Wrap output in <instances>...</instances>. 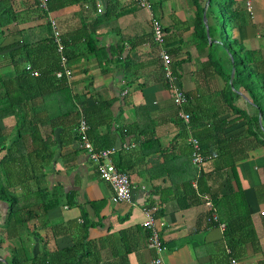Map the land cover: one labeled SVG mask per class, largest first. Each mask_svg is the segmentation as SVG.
<instances>
[{
	"label": "crops",
	"instance_id": "0c3cea01",
	"mask_svg": "<svg viewBox=\"0 0 264 264\" xmlns=\"http://www.w3.org/2000/svg\"><path fill=\"white\" fill-rule=\"evenodd\" d=\"M52 1L56 5L59 0ZM149 1L164 33L161 48L168 53L172 73L187 96L182 108L189 113L188 126L176 116L163 82L160 47L151 38L147 13L133 0H72L47 13L34 0H0V77L14 74L9 51L17 47L15 42L21 45V39L26 52L14 57L18 69H26L30 62L40 68L50 63L47 17L55 20L61 39L73 52L67 63L72 73L64 80L68 93L51 94L44 110L20 107L25 121H34L51 144L44 152L49 156L34 159V166L35 173L42 174L38 182L57 205L42 212L41 201L22 199L18 205L31 208L8 214V201L0 199V264H29L31 257L43 253L64 264L73 260V251L56 252L74 242L87 243L81 264H152L156 253L146 246L142 227L143 210L150 207H154V225L164 246L163 264H231L230 258L234 264H264V146L260 135L251 133L256 129L250 117L257 114L255 125L260 126V113L247 85L255 78L245 71L236 77L235 68L241 65L233 64L241 54L238 46L257 49L264 59V0H248L250 15L247 0H235L236 8L247 16L244 24L229 28V37L218 32L220 25L225 33V25L208 11L210 0ZM200 7L201 17L205 14L204 47L197 44L193 30ZM85 34H91L97 46L89 54L83 51L81 36ZM211 44L216 50L209 59ZM228 65L227 83L231 94L237 95L233 106L241 113L222 98ZM35 92L36 88L29 91ZM70 105L77 116L79 111L84 116L82 108H86L92 123L87 137L95 148H115L111 160L128 175L129 202L110 201V186L98 178L77 146V116L60 115ZM16 123L12 115L0 118V147L9 142ZM189 134L198 139L203 155L196 170L189 160ZM29 141L25 136L28 149ZM3 153L0 149V157ZM36 183L24 181L10 191L20 195ZM238 186L256 242L235 245L231 256L225 250L223 228L209 218L214 212L220 221L217 213L228 206L225 196ZM213 199L220 200L218 208Z\"/></svg>",
	"mask_w": 264,
	"mask_h": 264
},
{
	"label": "trees",
	"instance_id": "16d2710c",
	"mask_svg": "<svg viewBox=\"0 0 264 264\" xmlns=\"http://www.w3.org/2000/svg\"><path fill=\"white\" fill-rule=\"evenodd\" d=\"M71 1L72 0H59L55 5L54 1L48 0L47 9L56 8ZM210 1L215 2L220 12L225 15L229 28L239 24H244L246 22L247 15L243 10H238L236 8L235 0ZM201 11L202 8L200 7V9L197 10L194 18L193 30L195 36L198 38L197 44L204 47L207 45V40L204 34V25L201 20ZM81 39L84 43L83 51L85 54H89L90 52L97 50V46L91 34L82 35ZM21 41V45H18L17 42H15L17 47H13L9 51V56L12 59V63L14 65V74L9 78L0 77V118L12 115L17 122L14 133L9 139V142L6 145H2L0 147V149H4V153L0 157V199L8 201V214H16V212H19L21 209L31 208L29 206L22 207L18 205V201L22 199H29L32 201L31 203H33L35 200L41 201L40 208L42 212H45L47 209L57 205V200L53 197H50L47 194V190L40 185V182H38L42 174L38 172V174H36L34 166V159L43 161V159L49 156V153L45 155L44 152L51 144L48 143L45 140V136H42V134L39 132L37 126L34 125V121L30 119L25 121L23 112H20V107L28 106L33 111L44 110V101L50 97L51 94L60 91H65L68 93L64 79H57L53 76V71L58 68V61L52 44L51 34L49 35L48 40V44L50 43L49 55L51 60L49 64H45L41 68L31 64V59L28 58L29 54H26L28 55L26 56V60H29L30 62L27 65V69H18L16 67L15 62H13L14 57L21 51L24 53L26 52L24 47L25 42H23V39H21ZM62 43L65 55L67 57V63L69 64L73 52L68 46V42L64 37H62ZM92 48L93 51H91ZM213 49L216 50V48L211 44L209 46V51L207 52V58H211V51ZM237 51L241 54L239 55L238 60L233 61V64L234 67H237V64L239 63L241 68H235L236 77H238V74H240L242 71H245L246 75H252L255 78V83H257L258 88L262 92L260 96L262 100H258V103L256 104V112L260 113L261 124L260 126L255 125L257 114L250 117V121L252 120V128L256 129L255 133L252 131L251 133L253 135H260V143H262L264 146V136H262L260 133L262 132L264 135V112L261 109L262 103L260 102L264 101V59L261 57L257 49H245L242 46H238ZM211 61L217 65L216 61L212 59ZM32 72H34V74H31ZM229 72L230 65L225 67V71L223 72L226 84L222 90V98L224 102L229 104L233 110H235L237 113H241L240 110L237 111L233 106L232 100L237 98V95H233L230 92V85L227 83ZM34 88H36V91L38 92L32 94L29 93V91ZM225 93L228 94V96H226ZM98 102L102 104L107 103L103 101ZM95 103L97 104L96 101L94 104ZM82 111L85 116V121L88 125L87 130H90V128H92V123H90L87 118L86 108L83 107ZM69 112H72L74 116H77L76 109L73 108L72 105H70L67 110H62L60 115ZM25 136H27L30 140L29 149L25 145ZM191 177L192 174H190L186 179L188 187L190 186L189 181L191 180ZM31 179L37 182L34 189H29L20 195H16L10 191V188L15 184H23L24 181L27 182ZM213 201L215 202L214 205H217L218 208V201L220 200L213 199ZM224 201L228 203V206L223 209V213H220L219 211L217 215L220 222L224 224L222 231L223 237L232 256V251H234L235 245L238 246L246 242L252 245L256 242V239L254 232L250 227L251 223L249 220V215L247 213L246 205L239 186L238 190L232 191L230 196H225ZM25 220H27V217L21 219L20 221L23 222ZM81 243L83 244V242H74L70 248L66 249L67 251L63 250L56 252L57 254L62 253L64 255L65 252L69 253L70 250L73 251V260L64 262V264H81L84 262L85 256L87 255V243L84 242V246ZM28 261L29 264H56L54 261V255L51 256L50 253L35 255Z\"/></svg>",
	"mask_w": 264,
	"mask_h": 264
},
{
	"label": "built area",
	"instance_id": "2783aa9c",
	"mask_svg": "<svg viewBox=\"0 0 264 264\" xmlns=\"http://www.w3.org/2000/svg\"><path fill=\"white\" fill-rule=\"evenodd\" d=\"M36 6L42 11L47 13V1L48 0H34ZM136 6L146 11L149 26L151 31V38L160 49L158 52L160 59V70L162 73L163 82L168 90L170 100L176 107V116L180 121L188 126L189 124V113L186 112L182 107L187 102V96L183 89L177 84L176 77L172 73L170 66V57L168 53L161 48L164 40V33L162 26L157 18L152 13V7L149 0H133ZM245 8L248 14H251L250 1H245ZM99 6L96 11L98 12ZM48 26L50 29L51 40L53 43L54 51L57 55L58 68L53 71V76L57 79L63 78L68 80L71 76V69L67 64V57L64 52V47L60 32L57 28L55 20L51 17H47ZM27 69V66H26ZM31 74H34L32 72ZM88 125L85 121L84 116L79 111L75 126V140L77 146L82 149L88 160L93 164L94 170L98 178L106 182L111 189L110 201L111 202H129L131 198V185L128 175L125 171L119 170L112 162L111 155L114 153L115 148L113 146L95 148L87 137ZM187 143L189 144V160L193 168L196 170L203 161V155L201 153L198 139L193 135L187 136ZM207 206H211L210 202L206 201ZM154 207L144 209L145 218L142 222V227L145 230L144 239L146 246L153 249L156 256L152 258V264H163L162 256L164 252V246L161 242L159 234L154 225L152 212ZM209 220L216 223L218 227L223 228L224 224L218 221L217 216L214 212L211 213ZM229 252V249H225ZM230 263L234 264L235 260L230 258Z\"/></svg>",
	"mask_w": 264,
	"mask_h": 264
},
{
	"label": "rangeland",
	"instance_id": "374dc122",
	"mask_svg": "<svg viewBox=\"0 0 264 264\" xmlns=\"http://www.w3.org/2000/svg\"><path fill=\"white\" fill-rule=\"evenodd\" d=\"M208 11H211L214 14V16L217 18L219 24L225 25L224 26L225 33L223 32V30L220 29V25L218 27V32L222 35V37L224 36V34H227V36L229 37L230 31H229V27H228L227 22H226L225 15L220 12V10H219V8L215 2H213V1L210 2ZM224 44L227 45V43H225V42H224ZM247 85L250 88L252 94H254V97L256 96V100H262L260 97L262 92L258 88L257 83H255V81L252 78H250V82H248ZM261 102H262V104H261L262 108L261 109L264 112V103H263V101H261Z\"/></svg>",
	"mask_w": 264,
	"mask_h": 264
},
{
	"label": "water",
	"instance_id": "95a60500",
	"mask_svg": "<svg viewBox=\"0 0 264 264\" xmlns=\"http://www.w3.org/2000/svg\"><path fill=\"white\" fill-rule=\"evenodd\" d=\"M201 19H202L203 25L205 26V14H204V13H202V17H201ZM205 32H206V34H207V31H206V30H205ZM232 74H233V68H231L230 76H232ZM258 115H259V114H258ZM258 123H259V125L261 124V122H260V118H258Z\"/></svg>",
	"mask_w": 264,
	"mask_h": 264
}]
</instances>
